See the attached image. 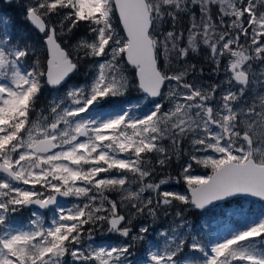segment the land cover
<instances>
[{
	"label": "snow or ice",
	"instance_id": "obj_1",
	"mask_svg": "<svg viewBox=\"0 0 264 264\" xmlns=\"http://www.w3.org/2000/svg\"><path fill=\"white\" fill-rule=\"evenodd\" d=\"M15 3L46 55L0 16V264H264V211L214 240L186 216L264 202V0ZM202 50L223 79H201ZM82 61L89 80L69 86ZM46 89L57 94L41 105ZM132 89L137 103H120Z\"/></svg>",
	"mask_w": 264,
	"mask_h": 264
},
{
	"label": "rangeland",
	"instance_id": "obj_2",
	"mask_svg": "<svg viewBox=\"0 0 264 264\" xmlns=\"http://www.w3.org/2000/svg\"><path fill=\"white\" fill-rule=\"evenodd\" d=\"M9 5L10 3L8 0L0 2V9L5 6V4ZM0 16H5L0 13ZM10 16V13H9ZM115 23L118 26V30L122 32V27L119 24L118 19L115 21ZM13 27V23L11 22L9 28ZM19 27L20 24H19ZM30 27V26H29ZM10 29V30H11ZM14 30L16 27L13 28ZM17 36L19 37L20 41L21 38L24 36H34L33 32L30 30H27L26 28L22 27L17 28ZM0 34H2V26H0ZM87 34V28L84 25L79 26L77 29L73 30V33L68 34L66 43L68 44H75L77 39L82 37ZM123 34V33H122ZM22 39H25L22 38ZM26 40V39H25ZM22 42V41H21ZM40 50V55L41 59H43V47L37 46ZM207 53L204 52L203 50L201 51V54L199 55H194L192 59H195V63L199 67L204 68V73L201 77L202 80L204 81H209V82H215L217 79H223V73H220L219 76H214L211 73L212 65L209 63L205 57ZM90 61H82L81 66L77 72H75V76H72L70 80L68 81L69 86H76L79 84H84L86 83L90 76H91V68H90ZM130 68V66H129ZM65 89L60 90V95H63V92ZM57 93L55 90L51 89H46L43 95V102L44 105L47 104L48 100L52 95H56ZM140 96V93L137 92L135 89H132L129 91L128 95L126 97H123L120 99V103L125 104V105H132L137 103L138 97ZM42 100L40 101L42 105ZM183 159V158H182ZM182 162V160H181ZM172 175H176L179 171V164L176 163L174 160L171 167L168 170ZM210 174V169H204L203 167H196L193 170L194 175H204V174ZM166 190H171V191H177V192H182L186 193V185L181 183V184H176V183H169L164 186ZM249 200L247 199H241L237 203H229V204H220L216 208H213L210 212L204 213V212H199L196 211L195 208L189 209V211L186 213V216L189 220V222L193 225V231L199 232L201 229V225L204 223L205 220H209L211 222V228L208 230H205L203 233V239L205 240H214V239H221L224 236H227L231 231L239 229L243 226H245L247 223H249L252 219L256 218L261 214L264 209H262L260 206H258L255 202L253 204H250L248 202ZM61 204H63L65 207H70L72 203L75 201L72 198H66L62 199L60 201ZM37 209L33 208L31 211H36ZM41 211V210H40ZM49 215H51L49 213ZM30 216V210L25 209L23 212L17 214V220L20 225L24 224L27 222L28 218ZM141 222H147V221H137V223ZM170 223V218H161L156 224L155 228L156 229H162V228H167ZM150 243L151 244H159L160 243V238L155 235V232L150 233ZM102 239H107L110 242H117L120 238L116 236H97V242H100ZM135 257L143 259L145 255V250L143 245H138L134 249Z\"/></svg>",
	"mask_w": 264,
	"mask_h": 264
},
{
	"label": "trees",
	"instance_id": "obj_3",
	"mask_svg": "<svg viewBox=\"0 0 264 264\" xmlns=\"http://www.w3.org/2000/svg\"><path fill=\"white\" fill-rule=\"evenodd\" d=\"M2 1H5V0H0V2H2ZM0 13L3 14V15H5L6 17L10 18L11 22L13 23L12 29L10 27L9 30L11 29L10 32L13 35L14 38H18L19 39V37L17 36L18 33L16 31L17 28H20L21 29L22 27H24L27 30L32 31L34 36L33 37L31 35L28 36V37L27 36H24L26 40L25 39H22V38H24V37H22L21 38L22 43H24V42H30V43L35 44L36 46L39 45V47H43V45L41 44V36L42 35H40L38 32H36L31 27H29V25L27 24V22L25 21V19L23 17L22 9H19L16 6L15 0H14L13 3H11L9 5L5 4V6L0 9ZM9 13H10V16H9ZM19 24H20L21 27H19ZM14 27H16L15 30L13 29ZM83 36H85V35L83 34ZM45 55H46V53L43 52V59H42V61L44 60ZM190 62L195 63L196 61H195V59H192L191 58V61ZM41 100L43 102V97H42ZM42 105H44V102L42 103ZM241 199H244V198L234 199L233 201H231L229 203H232V202L233 203H237ZM248 202L250 204H253L255 202L258 206H260L262 209H264V202H262V201H252V200H249ZM229 203H227V204H229ZM223 205L224 204H222V206Z\"/></svg>",
	"mask_w": 264,
	"mask_h": 264
},
{
	"label": "water",
	"instance_id": "obj_4",
	"mask_svg": "<svg viewBox=\"0 0 264 264\" xmlns=\"http://www.w3.org/2000/svg\"><path fill=\"white\" fill-rule=\"evenodd\" d=\"M121 27H122V25H121ZM74 74V73H73ZM72 77V76H71ZM238 198H245V199H249V200H253V201H258L259 199L258 198H254V197H250V196H248V197H238ZM238 198H235V199H238ZM62 199H65V198H61V200ZM234 200V199H233ZM260 201V200H259ZM220 204H224V203H220ZM197 211H199V212H202L201 210H198V209H196Z\"/></svg>",
	"mask_w": 264,
	"mask_h": 264
}]
</instances>
